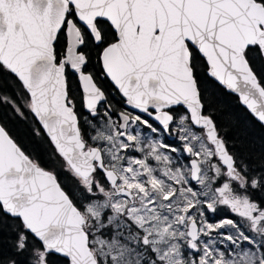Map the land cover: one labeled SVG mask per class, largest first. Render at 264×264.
<instances>
[{
    "label": "snow or ice",
    "instance_id": "obj_1",
    "mask_svg": "<svg viewBox=\"0 0 264 264\" xmlns=\"http://www.w3.org/2000/svg\"><path fill=\"white\" fill-rule=\"evenodd\" d=\"M0 264H264V0H0Z\"/></svg>",
    "mask_w": 264,
    "mask_h": 264
},
{
    "label": "trees",
    "instance_id": "obj_2",
    "mask_svg": "<svg viewBox=\"0 0 264 264\" xmlns=\"http://www.w3.org/2000/svg\"><path fill=\"white\" fill-rule=\"evenodd\" d=\"M233 103H235L234 98H233ZM10 126L13 127L14 130L17 131V133L19 135H21L22 138L26 137V133H27L28 129H27V126L25 124L18 123L16 121H12L10 123ZM40 155H41L43 162H45L47 164L48 163L47 151L42 149L40 152Z\"/></svg>",
    "mask_w": 264,
    "mask_h": 264
}]
</instances>
